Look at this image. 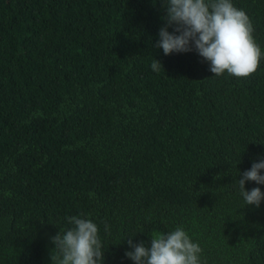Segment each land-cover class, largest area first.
I'll return each instance as SVG.
<instances>
[{
	"label": "trees",
	"instance_id": "trees-1",
	"mask_svg": "<svg viewBox=\"0 0 264 264\" xmlns=\"http://www.w3.org/2000/svg\"><path fill=\"white\" fill-rule=\"evenodd\" d=\"M231 2L261 49L247 78L155 47L168 0H0V264H51L71 216L104 264L177 227L199 264H264V200L238 184L264 160V0Z\"/></svg>",
	"mask_w": 264,
	"mask_h": 264
},
{
	"label": "clouds",
	"instance_id": "clouds-1",
	"mask_svg": "<svg viewBox=\"0 0 264 264\" xmlns=\"http://www.w3.org/2000/svg\"><path fill=\"white\" fill-rule=\"evenodd\" d=\"M164 26L155 45L167 56L173 53L196 51L210 63L214 76L228 73L237 78L251 76L259 67L261 49L253 38V26L247 14L234 7L231 0H168L164 11ZM172 28V32H169ZM162 64L154 59L153 71ZM264 160L253 162L252 167L238 180L246 206L260 207L264 193L259 187L245 190L246 182L264 185ZM72 228L50 238L51 264H104L102 243L97 225L86 218H66ZM107 231V225L105 226ZM125 256L134 264H199L201 248L193 243L182 227L173 232L153 236L149 245L133 244Z\"/></svg>",
	"mask_w": 264,
	"mask_h": 264
}]
</instances>
